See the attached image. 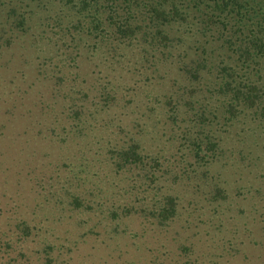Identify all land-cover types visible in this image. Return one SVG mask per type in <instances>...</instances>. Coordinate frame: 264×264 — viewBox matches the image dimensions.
I'll use <instances>...</instances> for the list:
<instances>
[{
	"label": "rangeland",
	"instance_id": "1",
	"mask_svg": "<svg viewBox=\"0 0 264 264\" xmlns=\"http://www.w3.org/2000/svg\"><path fill=\"white\" fill-rule=\"evenodd\" d=\"M49 3L0 28V264H264V118Z\"/></svg>",
	"mask_w": 264,
	"mask_h": 264
},
{
	"label": "trees",
	"instance_id": "2",
	"mask_svg": "<svg viewBox=\"0 0 264 264\" xmlns=\"http://www.w3.org/2000/svg\"><path fill=\"white\" fill-rule=\"evenodd\" d=\"M49 1L69 11L67 26L52 21L60 35H111L114 49L154 50L160 53L156 60L175 65L189 83L214 88L208 94L219 99L222 123L244 109L264 118V0H0V28L8 35L24 34L34 9L51 6ZM189 108L193 115L187 118L201 134L213 115L202 119L203 104ZM191 138L200 155L208 148L205 142L214 147L208 138ZM130 153L124 152V160ZM132 155V163L137 162L138 154ZM172 211L169 202L159 216Z\"/></svg>",
	"mask_w": 264,
	"mask_h": 264
}]
</instances>
